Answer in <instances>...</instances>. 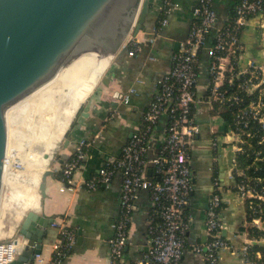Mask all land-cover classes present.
Instances as JSON below:
<instances>
[{
    "label": "built area",
    "instance_id": "built-area-1",
    "mask_svg": "<svg viewBox=\"0 0 264 264\" xmlns=\"http://www.w3.org/2000/svg\"><path fill=\"white\" fill-rule=\"evenodd\" d=\"M178 6L177 0L161 1L160 10L164 15L154 26L150 42L159 29L168 23L169 13ZM262 11L264 0H238L232 15L218 23L212 0H197L187 36L172 53L168 72L159 80V87L143 112L138 129L122 145L120 156L106 158L91 177L77 181L74 174L85 159L87 146V142L81 139L70 157L61 163V190H94L101 184H109L117 173L120 175L118 215L112 222L113 233L107 240L111 262L122 255L127 244L134 202L141 190H147L151 202L147 214V249L139 259V264L180 263L188 230L186 207L193 186L191 144L200 129L196 122L200 102L206 104L210 113L218 115L225 123L221 142L215 139L213 133L212 153L215 159L221 147L229 148V177L234 182L236 195L243 201L255 198L264 202V185L260 186V190L252 185V182L256 184L264 177L246 176L237 167L236 159L237 154L250 150L253 141L257 145L251 151L253 162L262 158L264 61H244L245 46L240 39L248 18ZM121 46L127 47L129 56H134L140 49L131 34ZM202 53L208 57L207 82L205 94L198 98L196 88ZM132 93L134 89L130 88L122 95L124 104L129 102ZM162 116L167 119L165 127L159 136L156 152L148 156L156 125ZM149 169L150 175L147 173ZM213 184L205 210L206 241L192 247L195 253L201 255L204 264H218V251L231 249L222 236L224 226L219 216L222 202L219 180L213 181ZM248 208L252 213L256 212L253 200H248ZM255 219L258 217H253L251 221ZM54 225L58 237L48 259L45 262L34 260L39 256L37 254L34 261L25 264H61L72 252L76 240L75 230L64 220ZM25 243L23 236L22 239L14 236L8 241H0V264L12 261ZM250 246L252 244L246 243L240 248L243 264H264L262 251L250 252Z\"/></svg>",
    "mask_w": 264,
    "mask_h": 264
},
{
    "label": "crops",
    "instance_id": "crops-1",
    "mask_svg": "<svg viewBox=\"0 0 264 264\" xmlns=\"http://www.w3.org/2000/svg\"><path fill=\"white\" fill-rule=\"evenodd\" d=\"M161 1L147 0L143 29L136 34L130 32L140 45L139 51L134 56L124 53L122 56L109 57L101 83L84 98L77 110L78 115L74 116L63 142L55 150L49 168H46L50 173L45 176L44 196L37 191L38 205L33 211L51 219L52 223L46 227L41 253L34 260L45 262L48 259L58 237L54 224L61 220L76 232L74 248L61 264H139V259L147 249V214L151 207L147 190H141L134 202L123 253L118 260L111 262L107 240L113 233L112 222L118 215L120 175L117 173L109 184H101L94 190L78 188L75 191L61 190L58 175L61 163L70 157L81 139L87 142V146L85 159L74 174L77 181L91 177L106 158L120 156L122 145L138 129L142 114L159 87V80L170 68L172 53L187 36L193 7L197 2L177 0L179 6L169 13L168 23L159 29L150 42ZM237 1L212 0L218 23L230 17ZM240 39L245 46L244 61H264V11L248 18L241 30ZM207 65L208 57L202 53L196 88L198 98L206 91ZM107 76L106 82H102ZM130 88L134 89V93L130 94L129 102L124 104L122 95ZM197 107L196 122L200 129L191 144L193 186L186 207L187 247L183 250L179 264H204L201 255L195 253L192 247L206 241L204 219L214 185L211 177L214 165L222 198L219 208L224 226L222 236L231 246V249L218 251V264H243L240 248L244 244L264 245V237L251 236L248 227L255 226L264 230V220L246 219L244 201L236 195L234 182L229 177V148L221 147L220 154L214 159L211 138L214 133L218 142L224 139V121L210 113L206 104L200 102ZM166 120L165 116L159 119L148 156L156 152ZM16 237L22 239L20 234Z\"/></svg>",
    "mask_w": 264,
    "mask_h": 264
},
{
    "label": "water",
    "instance_id": "water-1",
    "mask_svg": "<svg viewBox=\"0 0 264 264\" xmlns=\"http://www.w3.org/2000/svg\"><path fill=\"white\" fill-rule=\"evenodd\" d=\"M146 12L147 0H0V196L6 111L84 53L94 52L98 60L127 53L121 45L143 29ZM49 173L40 177L41 196ZM48 223L33 209L25 213L18 234L26 243L8 264H25L41 253Z\"/></svg>",
    "mask_w": 264,
    "mask_h": 264
},
{
    "label": "rangeland",
    "instance_id": "rangeland-1",
    "mask_svg": "<svg viewBox=\"0 0 264 264\" xmlns=\"http://www.w3.org/2000/svg\"><path fill=\"white\" fill-rule=\"evenodd\" d=\"M101 75L103 77L104 74L102 73ZM102 77L100 76V79L97 80L94 87L101 83ZM75 97V94H72V97L68 96V98L65 97L59 101L56 100L53 106L51 105V108L44 113L41 120L37 117L35 118V112L31 113L28 119L27 113L23 108L15 109L11 114L12 119L8 125L10 127V151L8 156L6 178L2 184L0 196V201L2 200L5 202L4 206L0 209V230L3 234L0 235V241L5 242L18 235V230L28 209L23 210L14 201L9 204V196L20 192H30L35 195L37 194L39 183H36V179L40 182L42 172L46 168H49V164L53 158L55 150L63 142L65 132L69 129L74 116L78 115L77 110L85 100L84 99L77 105L76 108H74ZM61 127L65 128L64 133L62 134L59 142L55 145L51 155L48 156L49 159L44 167L40 169L36 164L31 165L30 162L36 155L42 153L41 151L44 147L42 138H38L37 135L41 133V131L43 134L45 131L53 133Z\"/></svg>",
    "mask_w": 264,
    "mask_h": 264
},
{
    "label": "bare ground",
    "instance_id": "bare-ground-1",
    "mask_svg": "<svg viewBox=\"0 0 264 264\" xmlns=\"http://www.w3.org/2000/svg\"><path fill=\"white\" fill-rule=\"evenodd\" d=\"M108 58H104L98 60L96 53H84L78 58H76L69 66L61 69L57 75L46 84L42 85L16 104L11 106L6 111V120L7 126L11 122V114L15 109H24L27 113V117L29 119V115L35 112V118L37 117L39 120L43 118V115L46 111L53 106L54 102L60 99H64L68 96L72 97V94H75L74 98V108L84 100L87 94L93 89L97 80L100 79L101 74L107 68ZM72 93V94H71ZM34 117V116H33ZM66 127V126H65ZM8 129V141L6 148V161L4 162V172H3V182L6 178L7 173V163L9 156V134L10 127ZM65 128H59V130L48 133L45 131L43 134L42 131L37 135V137L42 138V142L44 147L42 149V153L36 155L32 161L31 165L36 164L40 169L44 167L47 163L49 157L55 147V145L59 142L64 133ZM12 155V154H11ZM32 155V154H30ZM12 168V167H11ZM13 169V168H12ZM36 183H39V180L36 179ZM9 184V183H8ZM31 191V190H30ZM15 198V199H14ZM10 203L16 202L23 210L25 209H34L38 205V197L33 193L28 192H20L16 194H12L9 196ZM5 204L4 201H0V209ZM21 222V221H20ZM15 231V230H14ZM11 233V232H9ZM8 233V234H9ZM13 234V233H12ZM0 235L2 231L0 230ZM8 237V236H7ZM1 238V237H0Z\"/></svg>",
    "mask_w": 264,
    "mask_h": 264
},
{
    "label": "trees",
    "instance_id": "trees-1",
    "mask_svg": "<svg viewBox=\"0 0 264 264\" xmlns=\"http://www.w3.org/2000/svg\"><path fill=\"white\" fill-rule=\"evenodd\" d=\"M163 15H164L163 11L160 10L158 13V17H157L155 26L158 25V22L163 17ZM231 15H232V12L230 13V16ZM254 148H257V145H255V143L253 141V144L247 153L244 152L243 154H237V156H236L237 167L241 168V170H243L246 173V176H250L251 178H253V177H259V178L261 177L262 178V177H264V146L261 147V149H262L261 160H258L255 162H253V160H252V153H251V151H253ZM211 177H212V181H218V175H217V170H216L215 165L212 167ZM252 185H254L256 187V189L260 190V186L264 185V179L261 180L260 182L256 183V184L254 182H252ZM248 200H253V205L256 209L255 213H252L251 210L248 208ZM248 200L244 201L245 210H246V219L251 221V219L253 217H258L260 220H264V202L259 200V199H255V198L254 199H248ZM248 231H249L250 235L255 237V238L264 237V230L256 228L255 226L248 227ZM186 247H187V244L185 243L184 249ZM255 250H261L262 251V260L264 261V245L253 244L252 246H250V250H249L250 252H254Z\"/></svg>",
    "mask_w": 264,
    "mask_h": 264
}]
</instances>
